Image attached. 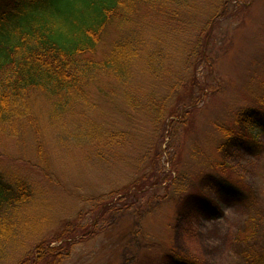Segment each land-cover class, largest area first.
<instances>
[{
  "label": "rangeland",
  "instance_id": "obj_1",
  "mask_svg": "<svg viewBox=\"0 0 264 264\" xmlns=\"http://www.w3.org/2000/svg\"><path fill=\"white\" fill-rule=\"evenodd\" d=\"M194 5L176 20L140 9L136 28H106L89 56L103 60L136 29L159 40L158 72L145 54L129 83L98 75L59 117L55 99L32 90L23 119L0 125V173L33 193L5 211L0 264H171L169 250L200 264H264V133L256 149L218 150L237 114L264 101V0ZM208 173L247 197L224 201Z\"/></svg>",
  "mask_w": 264,
  "mask_h": 264
},
{
  "label": "trees",
  "instance_id": "obj_2",
  "mask_svg": "<svg viewBox=\"0 0 264 264\" xmlns=\"http://www.w3.org/2000/svg\"><path fill=\"white\" fill-rule=\"evenodd\" d=\"M181 7L193 10L197 6L194 0H0V125L23 119L24 99L32 90L55 99L51 116L59 117L71 111L76 101H85L86 86L98 75L129 83L131 66L145 54L148 70L158 72L163 55L159 40L141 38L136 29L132 37L118 38L103 60L89 56L95 53L106 28H136L142 21L140 9H158L176 20V10ZM211 19L205 23L207 29ZM199 43L198 39L194 53ZM261 104L237 114L236 130H225V142L218 147L222 154H228L230 148H257L256 132L264 133V101ZM119 136L112 134L109 139ZM206 177L224 201L240 203L247 197L243 187L230 178L213 173ZM174 183L180 185L177 173ZM32 195L27 181L0 173V243L12 234L6 209L24 205ZM201 204L206 216H217L210 200ZM168 256L171 264H200L170 250ZM259 260L264 263V257Z\"/></svg>",
  "mask_w": 264,
  "mask_h": 264
}]
</instances>
